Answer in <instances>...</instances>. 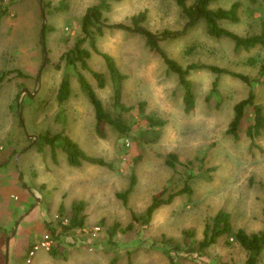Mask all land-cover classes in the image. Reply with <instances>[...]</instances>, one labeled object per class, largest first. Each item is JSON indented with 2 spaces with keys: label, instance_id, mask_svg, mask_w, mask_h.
Here are the masks:
<instances>
[{
  "label": "rangeland",
  "instance_id": "1",
  "mask_svg": "<svg viewBox=\"0 0 264 264\" xmlns=\"http://www.w3.org/2000/svg\"><path fill=\"white\" fill-rule=\"evenodd\" d=\"M44 3L49 63L40 71L38 81L35 76L43 61L39 0L1 4L9 12L0 19V75L19 70L30 76L18 78L12 74L0 88V214L10 217L14 213L9 222L10 235L14 236L8 253L3 247L0 254L4 264H27L30 246L39 243L51 228L61 229L59 220H69L72 206L78 203L84 204V226L61 237L58 256L39 250L30 264H170L171 259L177 264H244L247 253L233 238L223 236L206 252L199 250L198 241L203 239L206 224L220 210L231 215L236 229L248 234L264 227V133L254 140L247 136L253 124L251 111L242 123L239 139L228 133L234 106L246 99L251 89L256 103L264 108V75L260 71L264 49H237L228 38H213L204 20L185 35L161 42L167 55L184 69L191 65L216 66L258 80L251 88L230 75L191 70L187 76L195 109L186 113L178 76L161 57L138 35L104 28L96 45L114 58L126 76L122 103L129 108L124 120L130 133L119 134L107 124L102 138L96 133L93 107L76 77L83 74L106 111L116 117L114 86L101 56L91 51L88 65L105 76L103 88L90 72L78 66L70 73V100L59 105L56 99L65 71L61 56L83 36V18L98 0ZM192 3L194 0L188 1ZM235 3L237 20H222L220 26L242 37L260 34L264 0H215L210 8L228 10ZM143 11L147 12L144 25L153 32L180 31L187 21L174 0L112 2L103 11V19L109 24L130 25L131 17ZM85 47L90 50L88 42ZM216 78L218 87L213 92ZM153 120L165 123L153 126ZM45 131L64 132L86 154L103 159L111 167L83 163L74 168L61 149H57L55 158L48 146L40 152L36 144ZM171 153L179 158L175 167L166 163ZM132 174L136 182L125 205L118 194L128 189ZM186 183L192 194L179 196L171 205L160 208L149 224L139 220L154 195L176 192ZM62 204L63 214L59 210ZM19 220L20 228L27 225L39 236L23 254L22 248L14 251L15 244L19 247L23 242V233H16ZM96 227L101 230L93 237ZM3 240L0 232L1 247ZM258 264H264V252Z\"/></svg>",
  "mask_w": 264,
  "mask_h": 264
},
{
  "label": "trees",
  "instance_id": "2",
  "mask_svg": "<svg viewBox=\"0 0 264 264\" xmlns=\"http://www.w3.org/2000/svg\"><path fill=\"white\" fill-rule=\"evenodd\" d=\"M121 0H98V4L90 7L82 21V33L83 36L77 39L72 48L61 56V63L65 65V71L56 95V99L59 105L67 103L72 96V79L71 71L76 70L80 66L83 70L91 73V75L97 80L100 88L105 86V76L102 73L93 71L89 65L88 60L92 56V52L101 56L105 61L107 70L110 74L113 86V106L116 109L117 116L112 117L108 113L103 105V102L96 94L92 85L84 77L83 74H77V80L79 82L80 88L84 95H87L90 104L93 107L95 113V129L96 133L102 138H105L104 127L105 125H111L115 131L119 134L130 133V128L124 120V113L129 111L122 103V84L126 79V76L122 75L114 58L98 50L96 45V40L98 36H103L104 28L111 30H124L141 37L146 46L150 51L157 54L164 61L168 69L178 76L179 82L184 90L183 102L185 106V112L191 113L195 109V96L192 90V84L188 78V73L194 69H208L216 75L226 74L239 79L245 84L252 88L254 83H257V79H251L250 77L228 71L224 68H219L216 66H195L191 65L187 68L181 67L175 60L171 59L167 53L162 49L161 42L167 39H176L181 35H185L187 31L196 26L200 20H204L207 25V32L213 38H228L230 39L237 49L244 48H256L258 46L264 49V20L262 22V29L260 34L252 35L248 37H242L228 30H225L220 26L219 22L222 20H237L236 12L238 4L235 3L230 9H217L212 10L210 4L215 0H194L191 5L188 4L189 0H174L179 8L181 9L182 15L187 20L183 29L180 31H169L164 30L162 32H153L148 29L144 23L147 19V12L143 11L137 15L131 17V24L127 25L124 23L109 24L103 19V11L110 8V3L120 2ZM40 5L43 6L44 10L41 12V19L46 21V5L44 0L39 1ZM0 3V19L5 14H8L9 8L7 6H1ZM44 13V15H43ZM47 33V24L41 28V38L40 46L41 53L43 56L42 65L38 74L35 76V80L38 81L40 77V71L49 63L48 52L44 48ZM88 42L90 45V50L85 47ZM92 51V52H91ZM59 67V66H58ZM261 74L264 75V64L260 68ZM14 74L18 78H30L29 75L22 73L19 70L8 71L0 75V88L1 85L6 81L8 76ZM264 83V81H263ZM218 87V79L213 82L212 91L216 92ZM249 111L253 115V124L247 129V136L249 139L254 140L257 136L264 133V108L256 103V95L251 89L247 98L241 100L234 106V117L229 124L228 133L234 137L236 140L239 139V130L245 118H247ZM164 121L158 122L157 120L152 121L153 126H163ZM23 125V123H21ZM158 135L155 136V140ZM50 147L52 156L55 158L57 156V149H61L65 155L68 164L71 167L79 168L83 163H88L90 165L111 167L110 164L106 163L101 158H95L86 154V152L80 148L79 144L75 142L69 135L63 133L50 134L48 131L41 133L38 136V142L36 147L41 152L42 147ZM139 160V159H138ZM136 160V162L138 161ZM179 162V158L176 154L171 153L166 160L167 165L170 167H175V163ZM20 182H22V177L20 176ZM136 182L135 174H132L131 181L128 189L121 194H118V198L123 201L126 205L128 202V196L132 192L133 187ZM193 190L189 183L173 193L166 194V191L161 192L158 195H154L151 204L146 209V212L139 220L144 224H149L155 213L164 206L171 205L175 198L182 196L184 194H192ZM84 208L83 203L74 204L72 206V214L68 221V224L63 225L62 221L59 220L58 226L50 229V234L56 239L57 245L49 252L51 256H58V248L60 245V239L63 235L68 234L76 229H80L84 226L85 216L82 214ZM64 206L60 205L59 210L63 214ZM264 215V209H263ZM227 235L228 238H233L247 253V258L244 264H258L260 257L264 252V227L257 233L248 234L243 229H236L233 225L231 215L220 210L209 223L206 224L203 239L198 241V248L201 252H206L207 249L216 244L223 236ZM33 246V245H32ZM30 246V248L32 247ZM128 264H133L131 261ZM170 264H177L174 260H170Z\"/></svg>",
  "mask_w": 264,
  "mask_h": 264
},
{
  "label": "crops",
  "instance_id": "3",
  "mask_svg": "<svg viewBox=\"0 0 264 264\" xmlns=\"http://www.w3.org/2000/svg\"><path fill=\"white\" fill-rule=\"evenodd\" d=\"M14 214V213H13ZM11 215L10 217H5V216H2L1 214H0V232H1V235H2V239H4L3 241H4V245L1 247V245H0V254H1V252H2V250L6 247V244H7V239L11 236L10 234V232L12 231V228H11V226H10V224H9V222H12L11 220H13L14 218L12 217V216H14V215ZM40 217V216H39ZM24 217H22L21 219H23ZM20 219V220H21ZM20 220L18 221V223H17V231H16V233H23V235H21V234H19V235H21V237H22V243L19 245V247H18V245H16L15 244V246H14V251L15 252H17V251H19V250H21V248H22V254L27 250V248H28V246H30L31 244H32V242H34L33 240H35V238H38L39 236L37 235V232H34V233H32V230L26 225V226H22L21 228H20V226H21V224H22V222H21V224H20ZM14 221H16V219L14 220ZM38 221V216H37V218H36V222ZM20 224V225H19ZM11 228V229H10ZM20 228V229H19ZM11 230V231H10ZM39 231V230H38ZM33 234V235H32ZM42 236V235H41ZM11 240V239H10ZM9 244H10V241H9ZM33 245V244H32ZM4 247V248H3ZM2 248V249H1ZM21 254V255H22ZM0 264H4V262L2 261V259L0 258Z\"/></svg>",
  "mask_w": 264,
  "mask_h": 264
},
{
  "label": "built area",
  "instance_id": "4",
  "mask_svg": "<svg viewBox=\"0 0 264 264\" xmlns=\"http://www.w3.org/2000/svg\"><path fill=\"white\" fill-rule=\"evenodd\" d=\"M12 0H0V3L6 4L11 2ZM68 219L64 220V222H62L63 225L68 224ZM100 227H96L94 228L93 231V237H97L98 232L100 231ZM57 245V241L56 239H54V237L48 232L46 234H44L40 240L39 243L34 244L27 253L26 256V262L27 264L31 263V260L36 256V252L39 250H44L46 252H50L53 247H55ZM90 251H93V249L91 248Z\"/></svg>",
  "mask_w": 264,
  "mask_h": 264
},
{
  "label": "water",
  "instance_id": "5",
  "mask_svg": "<svg viewBox=\"0 0 264 264\" xmlns=\"http://www.w3.org/2000/svg\"><path fill=\"white\" fill-rule=\"evenodd\" d=\"M39 1H41V0H39ZM41 10H42V11L44 10L43 6H41ZM43 15H44V13H43ZM45 25H46V21H45V19H44V20H43V26H45ZM44 48H46V44H44ZM23 91H26V90H23ZM18 106L20 107V102H19ZM19 115H20V118H21V112H20V110H19ZM20 120L22 121V119H20ZM14 233H15V230H14ZM12 236H14V234H12V235L7 239L6 253H8L9 241H10V239H11ZM6 257H7V254H6Z\"/></svg>",
  "mask_w": 264,
  "mask_h": 264
}]
</instances>
